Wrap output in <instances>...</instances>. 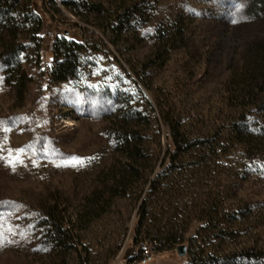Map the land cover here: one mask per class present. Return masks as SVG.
Instances as JSON below:
<instances>
[{"label": "rangeland", "instance_id": "obj_1", "mask_svg": "<svg viewBox=\"0 0 264 264\" xmlns=\"http://www.w3.org/2000/svg\"><path fill=\"white\" fill-rule=\"evenodd\" d=\"M250 2L32 0L31 17L41 21L36 32L41 47L37 52L27 27H18L14 41L26 46L20 54L22 73L8 80L3 60L7 32L0 25V264H187L188 250L182 256L175 249L151 255L138 251L133 228L139 202L108 185L112 172L121 166L113 123L144 107L146 98L153 101L154 89L178 91L180 85L189 105L203 103L214 113L220 105L218 91L244 56L256 47L264 49V8L250 10ZM101 5L111 12L134 7L132 29L118 41L121 53L109 31L96 25L105 12L94 7ZM59 23L77 39H91L100 47L96 38L100 37L106 46L93 51L92 60L77 76L50 82L47 70L53 59L52 38L62 31ZM173 30L183 36L170 42L173 48L166 53ZM136 66L139 75L132 70ZM22 74L24 78L18 79ZM248 115L264 131V111ZM70 119L75 125H69ZM148 121L145 129L153 132L157 123ZM164 137L161 133L162 141ZM241 169L237 183L222 189L227 203L236 201L237 207L260 216L264 150ZM52 210L74 221L81 244L68 249L48 242L44 217ZM255 224L247 231L243 225L247 233L221 243L224 248L236 247L233 264H264V222Z\"/></svg>", "mask_w": 264, "mask_h": 264}, {"label": "trees", "instance_id": "obj_2", "mask_svg": "<svg viewBox=\"0 0 264 264\" xmlns=\"http://www.w3.org/2000/svg\"><path fill=\"white\" fill-rule=\"evenodd\" d=\"M73 1L64 0V3ZM31 3L32 0H0V25L7 32L3 49L6 80L17 72L22 73L20 54L26 46L24 42L14 41L18 27H27L28 38L34 40L37 52L41 47L42 40L36 35L41 21L31 17ZM133 8L126 5L111 12L105 5L94 7L98 13L105 12L99 16L97 27L109 31L110 40L120 53L118 41L125 31L132 29ZM249 8L258 12L264 8V0H251ZM15 12H19L18 17ZM69 34L70 31L62 29L52 38L53 59L47 70L50 82L77 76L92 60L93 51H101L106 46L100 37H96L101 43L98 47L91 39H77ZM173 34L166 53L173 48L170 42L183 36L180 30H173ZM256 49L244 56L224 88L218 91L220 105L214 113L203 103L199 107H194L199 103L189 105L180 85L178 91L153 88V101L146 98L144 107L121 123L114 121L121 166L112 172L111 185H108L115 187L118 194L129 193L139 202L133 228L137 246L148 237L156 239V251L175 249L187 242V264H233L236 247L224 248L221 243L247 233L255 223L264 222V211L258 216L250 209L237 207L236 201L227 203L222 190L237 183L245 161L258 150H264V131L248 115L264 111V54L261 53L264 49ZM110 53L118 60L108 49ZM139 68L132 70L139 75ZM23 78L24 74L18 77ZM22 88L21 85V94ZM150 118L157 123L153 132L145 129ZM141 123L145 125L141 127ZM161 133L165 134L163 141ZM128 184V189L133 191L127 189ZM55 212L49 211L44 217L48 242L68 249L75 248V243L81 244V234L75 231L74 221ZM243 225L248 228L246 231ZM191 228L194 233L190 235Z\"/></svg>", "mask_w": 264, "mask_h": 264}, {"label": "built area", "instance_id": "obj_3", "mask_svg": "<svg viewBox=\"0 0 264 264\" xmlns=\"http://www.w3.org/2000/svg\"><path fill=\"white\" fill-rule=\"evenodd\" d=\"M58 26L61 30L65 29V31H69V29L63 28L61 23H59ZM156 246H157L156 239L152 237H148L141 240L137 247H138V251L141 252L143 255H151L156 252Z\"/></svg>", "mask_w": 264, "mask_h": 264}, {"label": "water", "instance_id": "obj_4", "mask_svg": "<svg viewBox=\"0 0 264 264\" xmlns=\"http://www.w3.org/2000/svg\"><path fill=\"white\" fill-rule=\"evenodd\" d=\"M178 255H185L187 253V245L185 243L179 244L175 248Z\"/></svg>", "mask_w": 264, "mask_h": 264}, {"label": "bare ground", "instance_id": "obj_5", "mask_svg": "<svg viewBox=\"0 0 264 264\" xmlns=\"http://www.w3.org/2000/svg\"><path fill=\"white\" fill-rule=\"evenodd\" d=\"M69 122H70V124H69V125H75V122H74V120H73V119H70V120H69Z\"/></svg>", "mask_w": 264, "mask_h": 264}, {"label": "snow or ice", "instance_id": "obj_6", "mask_svg": "<svg viewBox=\"0 0 264 264\" xmlns=\"http://www.w3.org/2000/svg\"><path fill=\"white\" fill-rule=\"evenodd\" d=\"M74 162L79 163V161H74Z\"/></svg>", "mask_w": 264, "mask_h": 264}]
</instances>
